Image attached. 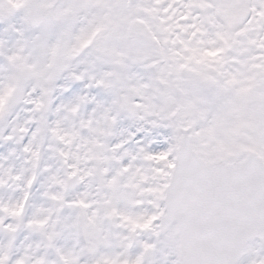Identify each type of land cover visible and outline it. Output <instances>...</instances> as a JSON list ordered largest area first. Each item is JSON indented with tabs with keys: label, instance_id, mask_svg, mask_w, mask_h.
<instances>
[{
	"label": "snow or ice",
	"instance_id": "1",
	"mask_svg": "<svg viewBox=\"0 0 264 264\" xmlns=\"http://www.w3.org/2000/svg\"><path fill=\"white\" fill-rule=\"evenodd\" d=\"M0 264H264V0H0Z\"/></svg>",
	"mask_w": 264,
	"mask_h": 264
}]
</instances>
